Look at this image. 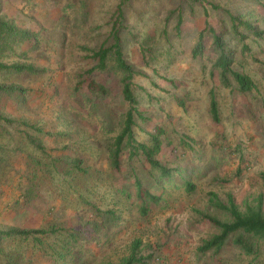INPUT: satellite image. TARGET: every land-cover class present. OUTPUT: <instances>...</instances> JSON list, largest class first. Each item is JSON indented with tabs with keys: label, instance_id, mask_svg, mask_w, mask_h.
<instances>
[{
	"label": "rangeland",
	"instance_id": "rangeland-1",
	"mask_svg": "<svg viewBox=\"0 0 264 264\" xmlns=\"http://www.w3.org/2000/svg\"><path fill=\"white\" fill-rule=\"evenodd\" d=\"M21 4L27 27L16 10ZM120 5L123 50L139 71L134 91L147 118L136 119V137L148 141L156 127L164 129L155 158L179 171L160 184L154 183L157 170L142 155L130 157L129 148L121 149L119 170L112 164L114 140L129 109L122 97L124 73L113 59L106 69L88 73L96 61L83 47L112 42ZM228 11L249 12L264 31V0H0V15L34 33L0 60L42 70L0 69V84L26 88L0 89V115L11 120L0 118V229H60L44 237L42 248L32 238L5 240L2 247L28 255L30 264H117L138 240L147 264H264V243L257 256L232 242L218 254L199 253L203 240L219 232L201 212L229 219L210 205V191L222 199L232 193L241 210L264 194V35L248 32L244 49ZM207 28L234 48V67L251 75L256 89L240 92L234 80L233 88L223 85L213 70L217 53ZM201 34L205 54L195 57ZM89 78L108 92L91 91ZM211 90L219 122L210 112ZM34 171L38 196L21 207L10 205L21 189L20 176ZM136 177L159 201L138 197ZM185 180L194 183L193 191ZM72 229L83 231L84 239L60 258L57 251L65 252L66 230Z\"/></svg>",
	"mask_w": 264,
	"mask_h": 264
},
{
	"label": "trees",
	"instance_id": "trees-1",
	"mask_svg": "<svg viewBox=\"0 0 264 264\" xmlns=\"http://www.w3.org/2000/svg\"><path fill=\"white\" fill-rule=\"evenodd\" d=\"M202 0H189L190 4L195 2H200ZM254 2H262V0H252ZM214 8H221L219 5H214ZM117 18L113 23V28L111 31L112 42L110 44L103 43L98 49H91L83 47L88 50V58L96 61V64L88 70V73H92L96 69H106L109 61L114 60V65L120 69L124 76L122 78V97L125 103L129 104V109L125 114L123 121V127L120 133L115 137L113 149L111 153L112 164L118 170L120 169V153L123 147L129 148L130 157L136 155H142L153 167L154 183H159L161 181H167L170 177H173L176 169L164 165L159 159L155 158V155L162 150L163 141L161 136L165 133L164 129L161 127H156V132L151 134L148 141H140L136 137L135 127L137 126V118L142 120H147L144 113L139 109V99L134 91V78L139 71H137L134 66L127 61L125 58V53L123 50L122 37L120 36V27L118 22L123 16V9L120 5L117 8ZM206 15L209 11L206 10ZM228 16L231 20L232 31L234 37L243 43L244 49H249V46L245 43V39L251 32L256 36H263L264 31L258 29L256 25V20L251 16L249 12H241L234 14L228 11ZM183 12L180 11L177 17V29L183 22ZM209 29L213 34V45L215 47L217 56L213 61V70H218L221 81L224 86L233 88L234 83L240 92H250L257 88L256 81L248 73L236 69L235 64V51L231 47L228 41L223 35L216 33L215 30ZM249 32V33H248ZM33 32L28 28H24L17 21L12 18L0 15V54L5 52H14L16 45L33 36ZM203 34V33H202ZM200 35L198 43L193 47V55L204 56L205 43L203 35ZM1 56V55H0ZM0 69L5 70H15L18 72H24L27 70L29 72L42 71L36 68L34 65H28L24 63L15 62H4L0 60ZM88 87L91 91L105 94L108 92L107 87L100 83L94 78H89ZM0 89H11L15 91H23L26 88L18 85H2L0 84ZM210 112L214 121H220V110L218 101L216 99L215 92L211 90V102H210ZM0 118L4 120L10 119L0 115ZM27 126L35 125L25 123ZM82 159L77 161V165L81 166ZM37 171L32 173V176L22 174L20 177L21 183H19L20 190L17 195L11 199L10 205L16 207L24 206V204L31 203L38 196L36 186L34 184V178H36ZM261 178L264 181V171L261 172ZM25 177V178H24ZM24 179H26V184L24 188ZM186 187L188 191H193L195 189L194 183L190 180H185ZM134 185L137 189L138 197L143 201L145 199H150L151 201L157 202L160 196L151 191L150 186H146L142 179L136 177ZM152 185V183L150 184ZM209 203L214 208L229 215V219H221L217 216L210 215L208 213L201 212L202 217L211 221L213 225L218 227L219 232L213 235L210 239H204L202 244L199 246V253H207L208 251L213 254H218L222 249L229 243L232 242L235 246L239 247L242 251L249 255L257 256L260 251L261 243H264V194H260L253 202L245 201V208L241 210L237 205L234 195L228 193L225 199H222L219 194L215 191L209 192ZM82 231V230H81ZM60 232L59 228L51 227L46 228H35L26 229L11 227L9 229H0V254L4 257V262L2 264H30L29 256L24 255L21 251L14 249H5L1 244L5 240L22 238L30 239L35 242L37 248H42L44 244V237H49L52 234ZM68 239L63 244V251H57V256L60 254V258H66L67 254L72 252L74 244H77L80 239L83 238L84 232L76 231L72 229L71 231L66 230ZM140 247V242L137 240L133 249L129 255L123 257V259L117 264H147L148 260L138 254V248ZM80 256L78 255L79 261ZM84 260H81L79 264H85Z\"/></svg>",
	"mask_w": 264,
	"mask_h": 264
},
{
	"label": "crops",
	"instance_id": "crops-1",
	"mask_svg": "<svg viewBox=\"0 0 264 264\" xmlns=\"http://www.w3.org/2000/svg\"><path fill=\"white\" fill-rule=\"evenodd\" d=\"M27 1H29V0H27ZM26 2V0H23V3H25ZM21 6V8L22 9H16L18 12H19V14L20 15H22L23 17H24V21H23V24H24V27H27V25H26V20H25V18H26V16H27V14H26V12H28L26 9H23V7H22V4L20 5ZM16 13V12H15ZM15 13H13L14 14V16L13 17H15L16 18V16L18 17V15H17V13L15 14ZM12 14V15H13ZM19 18V17H18ZM17 19V18H16ZM18 21L20 20L21 21V23H22V20L21 19H17Z\"/></svg>",
	"mask_w": 264,
	"mask_h": 264
}]
</instances>
